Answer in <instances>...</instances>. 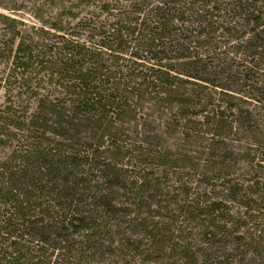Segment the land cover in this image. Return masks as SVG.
<instances>
[{"label":"rangeland","instance_id":"obj_1","mask_svg":"<svg viewBox=\"0 0 264 264\" xmlns=\"http://www.w3.org/2000/svg\"><path fill=\"white\" fill-rule=\"evenodd\" d=\"M160 2L0 0V176L19 164L22 148L37 137L43 152L55 144L78 151L77 143L96 150L87 159L79 148L84 159L78 157V168L68 163L64 174L84 180L82 209L93 208L91 197L105 193L100 167L108 161L127 186L149 180L155 191L153 199L135 203L118 192L105 228L87 234L96 244L90 251L77 234L74 245L56 241L62 249L26 257L41 255L51 264H264V0H177L175 20L161 33L173 86L157 82L146 89L136 82L156 63L147 59L150 54L134 58L133 40L146 35L139 29L153 26L148 17ZM136 17L146 24H135ZM112 24L123 29V43L99 47L104 75L95 82L103 86L110 78V94L122 78L129 89L116 92L127 104L76 107L79 90L71 87V74H53L61 38L80 36L79 42L97 50L98 34L114 33ZM20 40L34 60L25 55L16 61ZM181 54L195 56L199 65L187 69L172 60ZM31 193L34 218L57 223L60 199L49 187ZM212 205L218 206L208 220L214 225H207L202 214ZM35 243V250L41 248Z\"/></svg>","mask_w":264,"mask_h":264},{"label":"trees","instance_id":"obj_2","mask_svg":"<svg viewBox=\"0 0 264 264\" xmlns=\"http://www.w3.org/2000/svg\"><path fill=\"white\" fill-rule=\"evenodd\" d=\"M158 1H161V6L157 5V7L151 9L150 12L152 14L148 17V22L153 26L151 28L146 27L139 29L138 33L143 30L147 32L146 35L140 34V36L133 40L138 44V48H135H137L139 53L135 52L133 57L140 59L144 56L143 54H150V57L147 59L149 61H155L156 63L148 68V72L145 73V76L142 75V77H140L142 83L136 82V85H138L137 87L144 85L146 89H150V85L153 86H151V89L155 88L157 82L169 88L173 86V84L170 82L168 83L167 80L169 78L174 79V77L170 76L172 67L165 64L162 55L166 47H164L165 42L163 41L165 36L161 35V33L171 27L172 22L175 20V7H173V5L177 0ZM104 7L107 11L108 6L106 5ZM138 13L140 14V12ZM133 20H136L135 24L142 27L147 22L146 20L139 22L140 18L137 17L133 18ZM255 24L256 27L260 26L258 22ZM117 27V24H112L110 30H114V33L103 31L98 34L102 41L97 45V50L87 45V43L79 42L80 36H72V38L68 40L61 38L63 44L61 48H58L61 49L59 56L61 59L58 63L59 65L57 66L56 72L53 74H71L73 81L71 87L79 90L76 99L73 101L74 106H88L92 109V107L96 105L106 108L109 105L120 104L122 106L127 104L126 98L116 92L120 91V89H129V83L124 82L122 78L117 80L116 83L118 85H116V89L112 90L113 92L110 94L107 93V91H111V87L107 85L109 84L110 78L107 77V79L103 81V86L97 85V82H95V77L97 75H104L102 74L103 67L99 64V60L103 55L100 49H107L106 46H108V43H123V29H117ZM93 28L97 29V26ZM131 33L132 35H130V37L135 35L134 30ZM254 36H256V33H253V37ZM87 38L92 41V37ZM144 38L145 40H143ZM20 41L22 42L18 43L15 52L16 61L17 59L24 58L25 55H27L29 61L34 60L35 57L32 55V52L23 49V40ZM124 42L131 43L132 38ZM185 50L188 51L187 48ZM50 51L54 53L53 49ZM189 55L190 54H181L172 58V60L174 61L175 59L180 61L179 65L187 69H195L199 65L200 60L195 56L190 55L192 56L190 57ZM163 61L164 63H162ZM16 63L15 65L17 66ZM46 63L49 62L46 61ZM128 66L129 65L125 67L128 68ZM138 70L139 66L134 69V71ZM11 116H13V114H11ZM63 123V120L60 119V122L56 124L60 127L64 125ZM15 128L19 131H23V126L21 125H17ZM65 129L68 128L64 126L62 130L66 131ZM36 130L38 129L36 128ZM57 136L61 139H65L60 132H58ZM31 139H33L34 144H29L26 145V148H22L25 154L23 153L24 156L21 157L19 164L9 168L10 171L9 169L2 171V175L6 173V171L7 174H5V176H0V264H51L49 260L44 262L40 260L39 258H41V255L36 256L33 254V258L26 257V255L30 251L39 253L47 247L52 248V252L56 249H62V247L54 243L56 241L64 244L71 241L72 245H74L75 242L71 240V237L77 234L83 235V241L90 251V244H95V242L91 241V237L87 234L89 231H98L105 228V226H102L105 215L110 214L112 209H114L113 197L116 196L118 192H122V196L131 197L133 200L132 203H135V201L141 202L143 197L148 199L154 198L153 194L155 191L152 189L149 180H143V182H140L138 185L133 184L127 186L124 178L116 171L115 165L108 161L103 164V167H100V172L102 173L101 180L107 185L104 190L105 193L102 194L97 192L91 197L93 208L82 209V203L86 202V200L82 198L78 199V197L82 195L81 191L85 190L81 188L84 180L77 179L79 174H74L71 179L67 174H64L67 172L68 163H75L78 168L80 165L78 157L84 159L81 156L79 148H83L82 152L86 153L85 156L87 159L90 153L92 154V152L96 150H94L91 145L83 147L81 144L77 143L79 147L77 148L78 151L76 148L55 144L51 145L50 148L45 149L43 152L40 151L41 139L39 140L37 137H31ZM37 139L38 143L35 144V140ZM20 162H23V164L25 163V166H22ZM44 187H49L50 193L60 199L59 202H61L59 203L57 200H54L56 203H59L63 212V214L60 215V220L54 224L44 223L42 218H34L29 210L28 204L31 201L30 197H34L31 191L37 193ZM42 205L43 204H40L38 207ZM136 205L139 206V204ZM76 206L78 207L76 208ZM216 207L218 206L212 205V210H206L202 214L204 218L207 219L205 220L207 225H214L213 219L215 218L214 213L217 211ZM148 208H150V206H147V209ZM211 218L213 219L208 221ZM207 227L208 226H205V228ZM85 237L86 239L84 240ZM33 241H36L35 246H40L41 248L35 250ZM83 241L79 242L81 245L79 248L80 255L84 253V248L82 247ZM5 244H7L6 247ZM174 245L177 246L169 241V246L173 250L176 249ZM157 251L160 252V249ZM52 252L50 254L51 257L53 256ZM69 252L70 246L67 249V253Z\"/></svg>","mask_w":264,"mask_h":264}]
</instances>
